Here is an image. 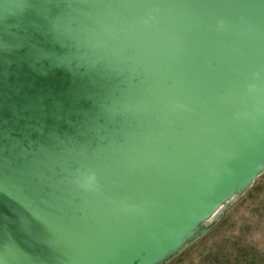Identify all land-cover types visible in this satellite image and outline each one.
I'll return each instance as SVG.
<instances>
[{"label":"water","instance_id":"obj_1","mask_svg":"<svg viewBox=\"0 0 264 264\" xmlns=\"http://www.w3.org/2000/svg\"><path fill=\"white\" fill-rule=\"evenodd\" d=\"M264 173V0H0V264H167Z\"/></svg>","mask_w":264,"mask_h":264},{"label":"rangeland","instance_id":"obj_2","mask_svg":"<svg viewBox=\"0 0 264 264\" xmlns=\"http://www.w3.org/2000/svg\"><path fill=\"white\" fill-rule=\"evenodd\" d=\"M167 264H264V173L205 235Z\"/></svg>","mask_w":264,"mask_h":264}]
</instances>
